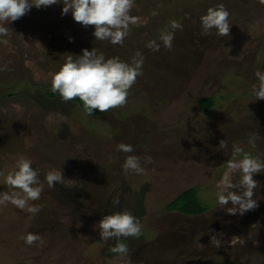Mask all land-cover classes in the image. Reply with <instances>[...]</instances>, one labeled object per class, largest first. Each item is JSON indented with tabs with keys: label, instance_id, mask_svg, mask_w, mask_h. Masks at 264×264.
Returning <instances> with one entry per match:
<instances>
[{
	"label": "rangeland",
	"instance_id": "rangeland-1",
	"mask_svg": "<svg viewBox=\"0 0 264 264\" xmlns=\"http://www.w3.org/2000/svg\"><path fill=\"white\" fill-rule=\"evenodd\" d=\"M221 3L230 13L229 36L202 34L200 18ZM62 8L32 7L0 36V192L11 191L4 177L21 155L42 182L50 170L64 179L51 189L45 182L40 199L30 202L41 209L36 215L0 206V264H264V172L253 177L258 207L243 215L229 214L232 205L221 207L215 195L235 147L264 161V100L252 94L255 72L264 71V6L135 0L130 15L140 20L121 45L96 40L94 26L74 22L71 12L62 16ZM170 20L182 30H174L168 50L159 35L173 31ZM152 40L159 51L146 47ZM93 48L126 63L139 51L144 62L125 106L88 116L75 100L47 94L67 55ZM205 98L213 104L203 114L198 104ZM119 144L134 151L124 153ZM128 155L140 157L143 174L124 172ZM229 179L238 184L239 172ZM191 188L207 212L168 211ZM123 211L142 225L139 238L122 241L127 257L111 253L116 240L100 238L95 227L104 215ZM28 233L42 243L28 246L20 239Z\"/></svg>",
	"mask_w": 264,
	"mask_h": 264
},
{
	"label": "clouds",
	"instance_id": "clouds-1",
	"mask_svg": "<svg viewBox=\"0 0 264 264\" xmlns=\"http://www.w3.org/2000/svg\"><path fill=\"white\" fill-rule=\"evenodd\" d=\"M134 2L135 0H0V36H7L12 32L8 25L26 15L32 7L40 9L62 3V16L71 12L74 22L83 27L94 26L92 34L96 40L121 45L129 34L130 25H135L140 20L139 17L130 15ZM258 3L264 6V0H258ZM229 15L222 3L210 7L200 18L202 34H212L215 30L216 35L228 37L232 27L228 22ZM169 26L173 31H162L159 40L165 49L171 50L174 30H182V24L170 20ZM146 47L153 52L160 50V44L156 40L149 41ZM143 62L144 57L139 51L134 54L131 63H126L120 61L118 57L105 59L103 54H97L95 48L91 51L82 50L80 56L67 55L66 62L51 77L50 90L58 94L62 103L78 98L82 102L83 112L88 116L93 115V110L105 113L127 104L130 89L143 74ZM254 75L258 83L253 85L252 94L255 100H264V71L257 70ZM226 146L225 140L219 142V147ZM118 150L132 153L134 147L119 144ZM232 155L233 159L227 162V171L220 183V190L215 195L221 207L232 205L228 208L229 214L243 215L258 207L257 200L254 199V190L259 187V182L253 177L264 172V161L254 158L240 147H235ZM144 163L152 164L153 160L146 156ZM122 167L125 173L143 174L145 171L141 166L140 157L135 155H128ZM235 172L240 174L238 184L230 182L229 179ZM38 176L39 172L33 169L31 160L21 155L13 170L4 177V183L11 191L0 192V206H7L10 203L20 210H27L33 215L38 214L40 207L30 202L40 199L45 182L51 189L64 181L60 170L47 172L43 182ZM237 188L240 189V194L232 191ZM95 227L99 229L100 238L116 240L115 246L109 251L121 257H127L129 252L122 241L130 237L139 238L142 234L140 221L128 211L104 215ZM20 239L28 246L34 245L37 241L42 243V237L34 233H28ZM209 241L217 247L220 245L216 236H211Z\"/></svg>",
	"mask_w": 264,
	"mask_h": 264
},
{
	"label": "trees",
	"instance_id": "trees-1",
	"mask_svg": "<svg viewBox=\"0 0 264 264\" xmlns=\"http://www.w3.org/2000/svg\"><path fill=\"white\" fill-rule=\"evenodd\" d=\"M47 95L49 97H54L55 93L51 92ZM74 100L75 103L83 109L82 102L78 98ZM212 104H213L212 98H205L199 102L198 107L201 113L205 114L207 112H210L212 108ZM94 111L95 110H93V112ZM197 194H198L197 190L193 188L184 191L167 205L168 211L171 212L176 211L181 215L190 216V217L191 216L197 217L203 215L205 212H207L208 208L207 206L202 204Z\"/></svg>",
	"mask_w": 264,
	"mask_h": 264
}]
</instances>
